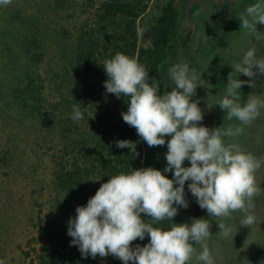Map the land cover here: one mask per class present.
Returning <instances> with one entry per match:
<instances>
[{"label":"trees","instance_id":"16d2710c","mask_svg":"<svg viewBox=\"0 0 264 264\" xmlns=\"http://www.w3.org/2000/svg\"><path fill=\"white\" fill-rule=\"evenodd\" d=\"M243 1L163 0L150 12L142 42L137 22L148 11V0H12L1 5L0 126H9V132L0 133L2 156L8 160L9 136L29 121L44 128L47 141L61 150L53 184L62 192V202L38 223L31 264H123L111 255L82 256L68 235L69 208L74 204L76 212L77 206L86 205L110 176L149 166L163 171L162 147H149L123 121L127 98L106 93L102 64L117 52L135 57L160 84L162 94L178 51L199 71L191 48L207 52L212 37L228 16L241 10ZM200 22L206 25L203 45L196 30ZM74 104L84 117L78 123L71 119ZM13 120L18 124L12 125ZM118 140L135 142L139 155L117 148ZM153 226L170 230L172 221ZM149 239L137 238L133 247Z\"/></svg>","mask_w":264,"mask_h":264},{"label":"clouds","instance_id":"9594fccd","mask_svg":"<svg viewBox=\"0 0 264 264\" xmlns=\"http://www.w3.org/2000/svg\"><path fill=\"white\" fill-rule=\"evenodd\" d=\"M12 0H0L9 5ZM240 29L256 40L264 39L257 30L264 24V0L247 6L239 16ZM107 80L106 93L117 98H127L128 108L122 112L123 121L136 129L138 136L149 147L163 146L167 140V165L161 171L154 167L120 171L101 184L86 205L77 206L75 217L68 221L71 244L78 246L81 255L106 258L109 255L123 264H187L195 255L202 264H215L207 240L211 224L204 217L192 222L174 223L170 230L154 227L161 221H173L178 208H187L185 183L209 217H215L219 232L225 239L233 237V229L221 218L231 213H244L240 226L251 228L256 223L254 197L261 187L256 173L264 164L236 143H226L224 138L238 137L260 116L264 99L248 95L241 102V87H255L256 79L264 75V59H258L256 49L250 48L241 62L232 66L238 78L228 76L224 97L217 102L226 111L228 120L235 118L237 126L226 129L204 126L199 100H193L200 84L202 72L181 61L168 69L175 87L160 94V84L150 77L146 67L137 58L117 52L103 62ZM243 74L250 79H239ZM71 119L80 122L84 117L79 105L72 106ZM117 148H128L138 156L136 144L118 140ZM185 160L190 166H184ZM172 172V178L164 173ZM175 205V206H174ZM143 214V215H142ZM149 217L151 222H146ZM150 237L143 246L132 242ZM194 244L200 245L197 254Z\"/></svg>","mask_w":264,"mask_h":264},{"label":"rangeland","instance_id":"374dc122","mask_svg":"<svg viewBox=\"0 0 264 264\" xmlns=\"http://www.w3.org/2000/svg\"><path fill=\"white\" fill-rule=\"evenodd\" d=\"M162 1L148 0V11L137 22L141 42L148 33L146 20L150 18V12ZM256 2L258 0H244L241 10L235 16L231 15L225 19L224 26L212 37L207 52L191 48V55L200 67L198 72H202L200 79L202 86L197 87L192 99L199 100V107L204 115L202 124L210 129L215 127L226 129L229 126L240 124L235 118L228 120L226 111L217 104L224 97L228 76L238 78L232 66L241 62L250 48L256 49L258 59H264V39L256 40L255 37L240 29L239 16L245 12L247 6ZM201 9L196 17L201 15ZM209 21L210 19H207L206 23ZM205 28L206 25L200 22L196 29L201 36L202 45L205 42ZM257 30L264 32V24H258ZM181 61H184V56L178 51L173 65ZM239 79L247 81L250 78L241 74ZM163 87L162 94L171 91L175 84L168 80ZM239 91L241 102L246 100L248 95H257L264 99V75L256 79L254 88L245 84ZM15 123L18 124V120H13L12 125ZM243 128V132L238 137H226L225 142L236 143L257 158L264 157V109L260 110V116L250 126H243ZM1 129L2 131L4 129V133L6 129L9 132V126L6 129L5 126H0L2 134ZM44 131V128L41 129L36 121L26 122L25 125L22 124L16 128L15 135L9 136L12 144L8 160L2 156L3 151L0 147V264H31V260L35 257L33 248L38 245L37 225L50 217L53 205L62 202L63 194L53 184L54 172L57 169V156L61 150L47 141ZM170 138L165 137V144L161 146L160 159L163 169L167 165V140ZM12 146H15V149ZM184 166H190V161L185 160ZM165 175L172 178L173 173L167 172ZM256 178L261 187V193L254 197V215L257 219L251 228L240 226L244 213L233 212L229 218H221L233 229L232 238H223L216 218L208 216L207 210L199 206L196 198L188 189L190 181L185 183V197L189 206L178 208L172 225L185 222L190 224L192 218L204 217L212 223L210 228L212 233L207 243L215 264H262V255H264V245L261 247L264 243L262 238V234L264 235V164L257 171ZM73 208L74 204L69 208L70 217H75L76 212ZM194 247L197 254L202 250L200 245L194 244ZM187 264H202V262L197 261L194 255Z\"/></svg>","mask_w":264,"mask_h":264}]
</instances>
